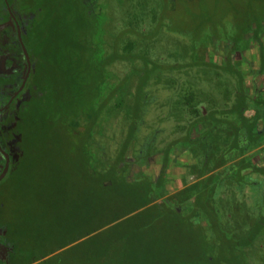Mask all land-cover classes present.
Wrapping results in <instances>:
<instances>
[{
	"label": "rangeland",
	"instance_id": "obj_1",
	"mask_svg": "<svg viewBox=\"0 0 264 264\" xmlns=\"http://www.w3.org/2000/svg\"><path fill=\"white\" fill-rule=\"evenodd\" d=\"M67 1L68 15L64 16V0H40L43 21L48 30L45 38L50 41L47 56L60 69H67L66 64L79 69L81 77L76 78L78 82L74 83L72 92L77 103L73 101L71 112L73 116L78 115V118L84 120L82 119L81 127L68 129L60 121L49 125L46 118L35 117V122L28 128L27 156L23 168L14 178L12 176L10 182L3 183L9 191L8 202L5 201L6 215L15 223L12 232H19L21 235L24 232L27 235L22 239V247L26 251L24 257L35 258L45 250L48 253L67 245H70L66 249L73 255L74 264H209L208 256L212 246L220 248L223 259L224 256L228 257L226 253L230 245L220 242L218 232L212 231V222H204V216L193 213L194 211H189L185 220L176 213H167L165 203L150 204L159 198L156 197L157 192L142 194L134 189L136 186L131 188L126 185L113 169L104 167V156L110 164L117 154L121 156L119 150L128 143L127 138L130 137L133 126L132 133H135L136 141H145L149 150L154 148V142L160 138L164 144L162 138L175 131L173 125L178 116L176 114L175 117L172 108L169 111L166 107L168 102L171 106L173 101L178 102L180 93L176 91L171 95L169 82L171 83V77L182 79V76L170 73L173 71L172 65L196 61L198 66L204 68L199 71L196 69L189 75L198 83L195 84L196 88L211 90L218 96L232 91L228 70L219 66H216L219 69L214 70L211 66L213 63H203L214 60L220 64L223 60V45L226 43L219 44L218 41L236 43L237 47L231 50L230 56L234 51L242 52L244 41L255 45V42L263 39L264 46V0H167V4L166 0H87V10L90 11L88 6L92 7L88 15L91 24L84 37L85 63L82 64L81 59L78 62L82 65L77 63L76 58L78 51L82 53L79 45L81 37H78V32L72 34V29L84 18L85 12L77 4L78 0ZM251 23L253 24L249 28ZM129 30L144 35L147 39L131 35V32L128 34ZM27 32L28 49L42 42L39 39L40 33H43L40 28L33 26ZM62 34L66 37L62 38ZM64 39L66 43L62 44ZM130 44L136 56L149 60L151 64L145 61L142 64L138 57V61L121 59L120 55L126 53ZM93 46L101 50L104 59L113 55L117 57V62L112 66L119 77L116 73L112 74L111 71H115L111 70L109 74L105 72L108 75L107 81L101 82L100 78L97 80L93 69L96 64L90 58ZM249 49L253 51L254 46ZM244 55L247 56V53ZM238 57L239 55L236 56L237 59ZM142 66L143 68L138 69ZM49 67L51 72L41 83L48 89H44L43 97L46 98V110H52L53 113V108L65 99L64 106H69V97L58 93L64 87L67 76L56 71V68ZM133 70L135 73L138 70V75L135 74L134 79L123 83L122 78L134 73ZM98 81L100 87L97 88ZM3 82L7 83V80ZM236 82L238 78H235V86ZM181 84H175L174 88L178 89ZM166 87L168 91H165ZM100 92L101 97L109 94L110 100H113L111 103L122 104L123 109L110 122H106V133L96 128L94 141H90V127L83 121L88 120L92 113L86 111L85 107L93 105ZM195 92L201 94V98L210 99V95L203 92V89ZM250 107L260 113L261 122H264L262 93ZM133 109H139V113L130 119ZM95 110L103 113L104 109L98 105ZM65 113L69 114L70 109ZM252 128L251 135L260 140L263 133L255 134L254 122L248 123L247 129ZM228 133L230 139L236 137L235 129ZM171 139L176 141L177 135L169 136L167 142ZM261 139H264V135ZM248 142L250 143L249 138ZM131 146L128 148L129 158L133 156ZM88 150L89 157L84 154ZM239 150L237 148L232 153L236 156ZM93 156L94 162L91 161ZM95 162H99L98 166L104 167V170L95 175L97 183L92 184L86 181V177H92L87 172ZM106 182L109 184L105 187ZM257 182L259 180L253 177L250 186ZM222 187L224 188L217 197H214L221 230L230 241L235 238L249 240L255 235L252 245L241 248L242 245L238 244L236 252L245 254L249 250L250 258L246 264H264V207L259 209L256 205L259 194L253 189L240 196L241 193L236 192L232 182ZM236 194H239L238 199L242 201V205L232 210L227 206L230 202L226 198L232 195L233 200ZM146 204L150 206L147 210L131 213L136 206L143 207ZM249 206L250 209L247 208ZM81 221L86 224L85 227L62 234L68 225L78 227ZM178 222H182L183 226H176ZM96 227L98 228L95 230ZM45 237H50V240ZM82 237L85 238L81 239ZM68 253L63 252L58 255V259ZM227 261L224 260L222 264L236 262L235 259ZM220 263L218 256L211 262Z\"/></svg>",
	"mask_w": 264,
	"mask_h": 264
},
{
	"label": "flooded vegetation",
	"instance_id": "obj_2",
	"mask_svg": "<svg viewBox=\"0 0 264 264\" xmlns=\"http://www.w3.org/2000/svg\"><path fill=\"white\" fill-rule=\"evenodd\" d=\"M85 1L87 2V0H84L86 7L84 12H86V17H89L92 7L88 6L90 8V11H88ZM43 19L40 0H0V177L7 170L5 176L0 180V259L6 261L11 256L10 254H13V248H11L10 242L5 237V223L7 220L5 201L8 202L9 191L3 183L10 182L12 176L14 178L22 168L27 156V135L29 125H32L31 117L35 112L42 111L44 107L43 102L45 99L43 97L45 91L41 83V75L44 74L47 67L49 69L51 62L47 56L50 41L45 38V32H48V30ZM33 26L42 30L43 33H40L39 36L42 42L28 49L26 45L29 41L27 30ZM262 41L263 39L255 42V45L244 41L242 42L244 46L242 52L236 53L234 51L232 56H230L231 50L235 48L236 43L232 42L230 44L228 41H218L219 44L226 43V45H223L225 48H223V60L220 61V64L215 63L214 60L203 64L210 65V63H213L211 66L214 67V70L219 69L216 67L219 66L221 69L229 71L232 91L229 90L225 95L220 94L221 96H218L211 90L196 88L195 84L198 83L189 75L196 69L197 71L204 69L198 66L196 61L192 60L188 64L171 66L173 71L170 73L172 75L179 74L182 76V79L175 78L177 76L171 77V83L169 82L171 88L169 90L166 87L165 90H169L171 95L177 91L181 96L178 95V102L173 101L172 106L168 102L166 107L169 111L172 108L175 117L176 114L178 116L173 125L175 131L169 135L174 137L177 135V139L176 141L171 139L167 142L169 137L167 136L162 138L164 139V144H162L163 140L160 138L154 142V148L149 150L150 147L145 141L142 143L139 137L137 139L141 144L136 141L135 133H132L134 126L131 127L130 132L133 139L131 140L132 146L131 144L130 146L133 156L128 157L130 152L128 150L126 155L122 157L123 148H121L119 150L121 156L119 157L117 154L112 159V163L117 162L118 169L121 166L124 167V170L120 171L118 175L123 178L126 185L152 184L154 187H161L163 179L167 177V164L165 163L164 166L162 164L157 165L158 162H162L163 158H166L169 162L170 151L186 142L194 146L192 158L190 159L191 171L195 172L197 176H208L206 180L212 179L215 182L214 186L212 185L215 192L214 195H210V191L205 193L207 190L205 185L207 186V184L203 180L204 186H195V184L188 188L184 187L176 194H167L161 201L156 202L159 204L165 203L167 213L180 214L179 216L186 220L189 211L203 215L204 210H213L216 213L221 230L214 197H217L216 192L219 193L224 188L222 186L229 182H232L234 188L237 189L236 192L241 193L240 196L246 194V191L252 192L254 189L259 194L256 205L259 209L264 207V139H261L264 135V122H261L260 113L250 107L254 102H257L260 93L264 98V46ZM56 44H58L57 41ZM251 46H254L256 51L249 49ZM56 53L58 52L56 51ZM244 53H247V56ZM237 55H239L238 59L236 58ZM237 62L238 64H236ZM235 78H238L236 86ZM5 80H7V83L3 82ZM179 83H182L184 92L180 91L182 89L180 88L181 85L178 89L174 88L175 84ZM198 89H203V92L208 93L210 99L198 97L200 101L189 103V94ZM204 103H207V105ZM133 111L134 114L135 112L139 113V109H133ZM103 113H105V110ZM206 118L211 124L208 127H203V121ZM252 122H254L255 134L263 133V135H260V140L251 135L253 128L252 130L247 129L248 123ZM105 127L100 132L106 133ZM206 128L212 129L210 135L213 137V141L209 143V146L206 144L209 138ZM234 129L236 130V137L230 139L228 132H232ZM251 136L254 137L253 140ZM204 140L205 145L203 144ZM237 148L240 150L238 151L239 154L235 156L232 152ZM102 149L105 148L102 147ZM102 149L100 151H103ZM195 153L196 155H194ZM102 154L104 156V152ZM209 155L212 156L211 165H208V162H210ZM177 156L182 155L177 154ZM181 158L183 159L184 156ZM178 159L179 157H174L175 161H178ZM104 160L107 164H110L107 157L104 156ZM221 162L224 165L216 167ZM253 177L259 182L252 185V187L250 185ZM193 187H197V193L191 189ZM188 189L191 190L186 192ZM188 193L191 195L187 196ZM238 197L239 194H236L235 199L232 200V195H228L226 199L228 203L230 202L227 205L230 209L233 210L242 205V201ZM243 205L246 206V204ZM247 208L250 209V206ZM181 223L178 222L176 226ZM206 223L208 222L206 221ZM182 226L181 224L180 227ZM233 226H235L234 223ZM221 233L228 240L230 239L222 230ZM247 239L236 240L235 238L233 241L240 244V242L244 243ZM241 248L244 247L241 246ZM248 253L249 250L245 254L236 252V254L241 255L244 264L250 258Z\"/></svg>",
	"mask_w": 264,
	"mask_h": 264
},
{
	"label": "trees",
	"instance_id": "obj_3",
	"mask_svg": "<svg viewBox=\"0 0 264 264\" xmlns=\"http://www.w3.org/2000/svg\"><path fill=\"white\" fill-rule=\"evenodd\" d=\"M64 1H65V5H64L65 6V8H64L65 11H64V14L63 15L64 16H67L68 15L67 9H69V8H67L68 1L67 0H64ZM165 3L166 4L168 3L167 0L165 1ZM77 4H79V6H82V8H84V11H85L86 7H85V4H84L83 0H78V3ZM236 12H237V10H236ZM163 13L165 14V12H163ZM84 14L86 15V12ZM85 15H84V18L81 19V20H79L78 23L75 24L74 28L72 29V34L78 32V35H79L78 37H81V43L79 45L82 47V53H80V51H78L77 54H76V58H77V63L81 59L82 64L85 63V60L83 58V46L85 44L84 37H85L86 29H88L89 25L91 24L90 20ZM252 24L253 23L249 24V28L251 27ZM132 31L133 30H129V32H127V33L128 34H131L132 33L131 35H134V36H138V37L147 39L146 37H144V35H139L135 31L134 32H132ZM63 37H66V35L65 34H62V38ZM78 37H77V39H78ZM63 43L64 44L66 43L65 39L62 40V44ZM76 45L78 46L77 43H76ZM132 51H133V46L130 44V46L126 50V53L123 54V55H120L121 56V59H123V60H129V61H138V60H140L142 62V64H143V61H145L148 64H151V62L149 60H145V59L141 58L140 56H136ZM91 57H92L93 62L96 64V66H94L93 69H94V71L96 73L95 76L97 77V80L100 78L101 79V82L107 81L108 75L106 73L109 74V71H111V70H114L115 71V72L111 71L112 74H115L116 73L117 77H119V74L117 73L116 69L114 68V66H112L115 62H117V60H118L117 57H115L113 55L111 57H108V58L104 59L102 57L101 50L97 46H93V50H92V54H91L90 58ZM137 57H138V60H137ZM50 62H51L50 66H52L53 68H56V71H60L63 76H67L66 77V80L67 81L65 82V84H63L64 87L62 89H60L58 93L64 94L65 97H66V95H68L69 98L67 99V103H68L69 106H67V104H66V106H64V103L63 102L66 100L65 99L63 102L58 103L56 108H53V110L55 112L52 113V110H50V111L46 110V107H45L46 105L44 104V107H43V110L42 111L35 112L32 115V117H31L32 123L35 122V117L38 118L39 116H41L40 118H44V119L46 118V120L48 121L49 125H52L54 123L56 124L57 121H60L65 126H67L68 129H76V128H79V127H81L83 125V123H82V119L83 118H81V117L78 118L77 117L78 115L77 116H73L72 115L73 112H71V110L73 109L74 102L77 103L75 97L72 96L73 95L72 92L74 90L73 89L74 83L78 82V81H76V78L77 77H81L78 74V70L79 69L76 68L75 66L71 65V64H66L67 67H68L67 69H60V68H58V66L56 65V63L53 62L51 59H50ZM78 64L79 65H82L81 63H78ZM141 68H143V66L140 67V68H138V69H141ZM49 69H50V67H49ZM49 69L47 67V70L44 71V74L43 75H41L42 79H45L46 78L45 76L51 72V71H49ZM133 71H134V73H132V74H130V73L129 74H126L124 76V78H122L123 79L122 80L123 83L127 82V80H129V79H130V81L132 80V78L134 79L135 78V74L137 72H139L138 70H136V73H135V70H133ZM136 75H138V74H136ZM135 81H136V79L134 80V82ZM99 84H100V82L98 81L97 88L100 87ZM43 86H44V89L47 88L45 85H43ZM116 86H118V84L115 85L114 88H116ZM97 88H96V90H97ZM45 90H48V89H45ZM58 93H56V94H58ZM101 93L102 92L99 93V96H96V100H95V103L93 105H91L89 107H85L86 108V111H90L92 113V115H90V118L88 120L83 121L85 125H87V126L89 125V127H90L89 128L90 129L89 130V140L90 141L91 140L94 141V136H95L94 133L97 131L96 128H100L101 130H103V128L105 127L106 122H110V120L118 112H120L121 109H123L122 108V104L117 103L116 105H113V103H111V101H113V100H110L111 98L109 97V94H108L107 97H104L103 98V97H101V95H102ZM199 95H201V94H197L196 92H194L192 94H189V96H188V102L189 103L190 102L191 103L196 102L198 100V97L200 98ZM43 99H46V98H43ZM198 101H200V100H198ZM98 105H101L102 109L105 110V113H100V111L95 110ZM69 109H70V113L69 114H66L65 113L66 110H69ZM81 110L82 111H85L82 108H81ZM133 114H131L130 119L137 115L136 112H135L134 115ZM136 119L137 118H135V120ZM47 121H45V122L47 123ZM72 123H73V125H71ZM129 139H131V140L133 139L132 134H130V137L127 138L128 143L126 144V146H124V148L122 150V154H121L122 157H124L126 155V151L128 150V148L130 146L131 141L129 142ZM88 149H89V147H88ZM84 154H85V156L88 155V157H89L90 156L89 150H88V152L85 151ZM91 161H93V162L95 161L94 156L92 157V160ZM95 163L98 164L99 162H95ZM114 163H112L113 166L111 164H107V169L108 170L113 169L112 171L113 172H116V174H118V166L116 168V164H114ZM90 164H92V163H90ZM223 165H224V163L221 162V163L217 164L216 167L223 166ZM92 171H93V169H92ZM208 181H209L210 184L207 185V187L210 188V186H212L215 182L212 181V179H209ZM191 189L194 190L195 187H193ZM207 191L208 190H206L205 193ZM214 192H215L214 189L210 190V195H212V194L214 195ZM204 213H206V214H204ZM197 214H199V213H197ZM176 215H178V214H176ZM203 216H204L203 217V221H205V222L207 221L208 223H210V222L213 223V225L211 224L212 225L211 226L212 231H215L216 230L218 232L219 237H220V242H222L223 244L230 245L229 248H228V251L226 253V254H228V257H225L224 256V259L222 257L221 251L219 250L220 248L217 249V248H214V246H212L211 254H209V256H208L209 257V260H208L209 264H211V262H213V260L217 256L221 260V263L220 264H222L224 260H228L229 261L231 259H235L236 262H234V264H244V262H243V260L241 258V255L240 254H236V249H237L236 246L239 243L238 242H235V241L228 240L224 236V234L221 233V230H220L219 225H218V219L216 217V213L213 210H204ZM260 228H261V226H260ZM255 238H256L255 235H253L249 240H246L244 243L240 242V244L242 243L241 245L244 248L245 247H249L250 245H252V242H253V240ZM231 244H234V245L232 246ZM220 255H221V257H220ZM226 264H228V263H226Z\"/></svg>",
	"mask_w": 264,
	"mask_h": 264
},
{
	"label": "crops",
	"instance_id": "obj_4",
	"mask_svg": "<svg viewBox=\"0 0 264 264\" xmlns=\"http://www.w3.org/2000/svg\"><path fill=\"white\" fill-rule=\"evenodd\" d=\"M207 104V103H206ZM209 124H211L209 122V120L206 118L203 121V127H208ZM211 128H206V132L208 134V139L206 141L207 146H209V143L213 141V137L210 135L211 134ZM203 142V141H202ZM205 143V140L203 142V144ZM205 145V144H204ZM203 147V145H202ZM194 146L188 143H182L180 144L178 147L174 148L173 150L170 151V160L169 162H167V159L163 158L162 162H158L157 165L162 164V166L165 165V163L167 164V177L163 179V184L161 187H154L152 184H142L141 186H136L134 188V186L130 185L129 187L137 189L138 192L140 191L142 194L143 193H149V191L151 193L153 192H157L156 197H159L157 200L152 201L150 204L159 202L162 200V198H164L167 194H176L178 191H181L184 187L188 188L190 186H199V185H203L204 183H202L203 180H205L206 184L209 185V181L206 180V175H202V176H197L195 174V172L193 173L190 169L191 166V158H192V154H193V149ZM202 150V149H201ZM177 154H181L182 156H184V158L182 159V156H177ZM202 154V153H201ZM196 155V153L194 154ZM179 157L178 161L174 160V157ZM212 156L209 155V164L211 165L212 162ZM211 158V159H210ZM26 159V158H25ZM116 164V168H117V163ZM24 165V164H23ZM104 167L107 169V163L106 161H104ZM156 165V164H155ZM121 166V165H120ZM104 167L98 166L97 163H94L90 168H88V172L87 174H91L92 177H86V181L87 182H91L93 183H97V177L95 175H98V172H103ZM23 168V166H22ZM90 169V170H89ZM93 169V171H92ZM124 170V167L121 166L118 169V173L120 171ZM122 178V177H121ZM109 183H105V187L106 185H108ZM205 185V184H204ZM203 185V186H204ZM214 186V185H213ZM213 186H210V190L214 189ZM130 188V189H131ZM205 189L208 190V187L205 185ZM190 189L186 190L189 191ZM197 190V187L194 189V191ZM208 190V191H210ZM197 193V191H196ZM218 192H216L217 195ZM152 195V194H151ZM191 195L190 193L187 194V196ZM149 204L144 205L143 207H138L136 206L131 213L134 212H138V211H144L147 210L149 208ZM145 208V209H143ZM129 213V214H131ZM6 223H5V227H6V235L5 237L8 239V241L10 242V246L11 248H13V254L11 253L10 257L6 260H2L0 259V264H74L75 260L73 255L68 253V250L66 249L67 247H69L70 245H67L61 249H54L53 251H48V253H46L47 251L45 250L41 255H38V257L35 256V258H26L24 257L26 255V251H24L23 249V242L22 239H24V237H26L27 235L23 232L22 236L19 232L17 233H13L12 229L15 225V223L12 221L11 218H6ZM69 224V223H68ZM86 224L84 222H79V226L76 227V225L70 224L68 225V227L66 229H64L62 231L63 233H70V230L75 231L78 230L79 228H83L85 227ZM98 227L94 228L95 230ZM94 230V231H95ZM93 231V230H92ZM90 234V232H89ZM64 235V234H63ZM86 237V236H85ZM85 237H82L81 239H84ZM48 238V237H45ZM50 238V237H49ZM48 238V241L50 240ZM54 239H56V236L53 237ZM59 238H61L59 236ZM80 239V240H81ZM64 248L66 250H64ZM70 248V247H69ZM67 252L68 255L63 256L61 259H58V255L62 254L63 252Z\"/></svg>",
	"mask_w": 264,
	"mask_h": 264
},
{
	"label": "water",
	"instance_id": "obj_5",
	"mask_svg": "<svg viewBox=\"0 0 264 264\" xmlns=\"http://www.w3.org/2000/svg\"><path fill=\"white\" fill-rule=\"evenodd\" d=\"M6 171H7V170H5L4 174L0 177V180L5 176Z\"/></svg>",
	"mask_w": 264,
	"mask_h": 264
}]
</instances>
